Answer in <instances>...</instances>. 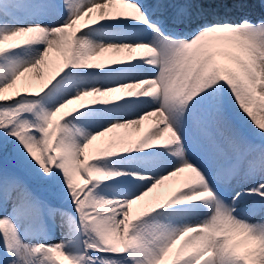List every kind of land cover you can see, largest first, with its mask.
I'll return each instance as SVG.
<instances>
[{
    "label": "snow or ice",
    "instance_id": "1",
    "mask_svg": "<svg viewBox=\"0 0 264 264\" xmlns=\"http://www.w3.org/2000/svg\"><path fill=\"white\" fill-rule=\"evenodd\" d=\"M116 5L131 14L113 13ZM65 6L71 14L59 27L21 26L24 19ZM97 10V27L87 26L85 18ZM109 26L126 30L130 42L92 39ZM213 37L228 38L223 43L246 53L250 63L233 57L242 76L213 65L204 52ZM9 42H15L11 49L5 48ZM54 50L59 57H50ZM140 50L148 57L133 60ZM107 53L112 55L105 58ZM122 54L139 63L124 62ZM116 65L125 67L109 69L111 86L103 90L70 79L96 74L77 70ZM121 72L132 74L114 75ZM58 76L55 94L42 98ZM257 81H264V0H0V264H164L178 244L173 264H181L186 250L192 254L182 264H200L205 256L204 264H246L231 243L234 234L258 242L264 264V123L250 111L256 106L264 113V88L261 101L254 94ZM126 97L141 99L116 104ZM89 105H115L102 131L87 130L95 108L64 123ZM130 107L136 118L122 122L117 113ZM152 117L160 127L135 147L115 136L89 164L87 153L99 138ZM153 137L172 146L155 154L166 161L162 176L149 169L154 180L105 183L140 174L107 171L111 162L105 158L152 149ZM168 157L180 164L167 163ZM182 173L191 174L181 185L189 191L145 200ZM37 185L58 190L71 207L37 195ZM140 202L143 212L134 217L133 205ZM189 204L194 207H170ZM257 215L262 219L254 223ZM56 228L63 235L58 243L39 242Z\"/></svg>",
    "mask_w": 264,
    "mask_h": 264
},
{
    "label": "bare ground",
    "instance_id": "2",
    "mask_svg": "<svg viewBox=\"0 0 264 264\" xmlns=\"http://www.w3.org/2000/svg\"><path fill=\"white\" fill-rule=\"evenodd\" d=\"M63 3V1H62ZM113 13H118V12H123L127 15H130V11L127 9H123L122 6L120 5H116L112 10ZM70 13V11L68 10L67 6H65L64 8V13ZM64 13L61 14V18H64ZM100 10H97V12L92 13L91 17H86L85 20L88 22L87 26H92V17H99L100 16ZM48 16H52L53 14H51V12L47 13ZM47 15L45 14H37L34 16V18H30V19H24V22L21 26H27L29 24H40V25H44V18L47 17ZM66 17V16H65ZM54 18V17H53ZM59 23H64V21L62 19H60ZM103 23H109L111 25L112 22H101ZM84 22H81V26L79 27L78 31H77V36L79 35L80 32H82L84 30ZM45 26V25H44ZM93 28L97 27V26H92ZM89 31H91V28L89 29ZM127 32L124 29H118V28H114V27H106L103 29H100V31L96 34H94L92 36V39L96 40V41H100V42H104V43H129L130 41L128 39H126ZM75 36H74V40H75ZM228 38H224V37H213V38H209L208 46L204 49V52L208 55H211L213 58V65L214 66H219L225 69H228L230 71H233L235 73H237L238 75L242 76L243 73L241 72L239 65L236 63V61L233 59V57H239L242 61H244L245 63H250L248 56L246 55V53H244L236 44L234 43H223L224 40H226ZM15 42H9V44L5 45V48L7 49H11L12 45ZM21 44V46H24V41L23 39L19 42ZM38 47H43L38 46ZM23 49L21 50H17V53H23ZM111 53H107L105 54V58L111 56ZM148 53L140 50L136 53L132 54V59H138V58H144L146 59L148 57ZM60 53L56 52L55 50L50 54V57L52 58H56L59 57ZM122 58L124 59V62H128L127 60V54H122ZM129 64L131 63H139V61L137 62H128ZM257 65L259 64V61H256ZM125 66L123 65H116V66H109L108 69H103V70H77L79 72H84V73H96L95 75H82L81 79H78L81 83L84 84H91L94 83L96 87L101 88L102 90L110 87L111 84L109 83V81L112 79V77L109 75V69L110 68H124ZM67 71V69L65 70ZM132 73L130 72H121V73H116L114 75H118V76H130ZM61 76L63 75V73L60 74ZM30 76L34 77L35 74H30ZM60 77H56V79H54L50 84H54L57 80H59ZM48 86V87H49ZM146 87V85H145ZM264 88V81H257L255 89H254V94L257 93V96H261V89ZM86 90H91V88H88ZM32 91H35V89H32ZM133 91H141L140 89L137 90H133ZM21 94H27V91L22 89L21 90ZM91 99V98H89ZM141 98L139 97H126L124 98L123 101H119L116 102L117 105H124L126 102H130V101H135V100H139ZM115 105H109V106H102V105H89L86 106L85 108L81 109L82 111H86L89 112L92 109H98L99 111L95 114L100 120V123L95 124L91 126V128L87 129L88 131H90L92 134H96L99 131H102L104 126H105V120L107 118V116L110 114L109 110L114 108ZM120 116L121 121H127V120H131V119H135L137 113L133 110V108H128V109H121V111L119 113H117ZM156 120H158V117H152L149 120L144 121L143 124L141 125H134L128 129H120L117 130L114 133H110L108 134V136L105 137H101L99 138L96 142H94V144L92 146H90L89 151L87 153V155L93 153L94 155L102 150V149H106L108 147V141L115 137V136H124L126 137L133 145V147H135V145L137 143H139V141H141L145 136L151 135V133L153 131H155V129L157 127H160V125L156 124ZM134 136V138H132ZM153 140L155 141V143L153 144V146H156V148L160 149V152H166L167 149L171 148L172 146H164L165 141L163 140H156L155 137H153ZM153 150L152 149H145L142 150L141 152H133V153H120L115 157H110L113 160H118V159H127L128 161V166L127 165H120L119 166V171L121 172H126L128 170H135L137 172H139L140 174L132 177V176H122V178H120L119 176H117L118 181H125V180H132L135 179L137 181V183L140 182H146L148 180H154V176L152 175V172L148 171L149 169H153L156 171V173L159 176L163 175V172L161 171V169L165 166L166 161L162 160L160 157L156 156L155 154L152 155L151 153ZM151 154V155H150ZM151 156H153V159L151 158ZM152 159V160H151ZM138 160V161H137ZM152 162V163H151ZM167 163L171 164V165H175L178 166L180 164V161L178 158L176 157H168V161ZM79 175V174H78ZM77 175V176H78ZM191 174L190 173H182L179 177H173L171 180L166 181L164 185L160 186L154 193H151L149 195V197H146L145 200L146 201H150L154 198L157 199H170L171 196L173 194H178L179 192H187L189 190H187V188H183L181 187L182 183L184 180L190 178ZM79 182H83V177L79 175ZM250 185H244L243 187H249ZM162 190L164 192L159 191ZM221 191L223 192V189H221ZM225 195L226 198H230V194L227 192L223 193ZM145 202H140L136 205H133V209L132 212L134 214V211H142L143 209V204ZM170 207L173 208H192L194 207V204H189V205H171ZM240 208L243 210L246 208L245 204H241ZM163 210H157V212H160ZM196 219L195 215H190L189 216V220L190 222H194ZM252 221L255 222H259L262 218L261 216L257 215L254 217H251ZM33 229L36 233L40 232V226L34 225ZM54 231L58 232V235H55L52 233L50 240H40L39 242L41 243H49V244H55L58 243L62 238L63 235L60 231L59 228H56ZM192 235H195V233H193ZM56 239V240H55ZM37 240L34 239L33 243H36ZM183 242H181L182 244ZM231 243L232 245L235 247V251L243 257H246V264H252L254 256L256 251L260 250V245L258 242L256 241H249L246 239V237L242 234H234L232 236L231 239ZM181 245L178 244L176 246L175 249H173V252L169 254L168 257L165 258L164 260V264H173V262L176 260V255L179 252ZM3 238H1V242H0V253H3ZM258 253V252H257ZM192 254L191 250H186L183 254L180 255V261L182 264V261L186 258H188L190 255ZM208 256L203 257V259L201 260L200 264H204V262L208 259ZM258 264H260V261L258 262Z\"/></svg>",
    "mask_w": 264,
    "mask_h": 264
},
{
    "label": "rangeland",
    "instance_id": "3",
    "mask_svg": "<svg viewBox=\"0 0 264 264\" xmlns=\"http://www.w3.org/2000/svg\"><path fill=\"white\" fill-rule=\"evenodd\" d=\"M62 1L63 0H54L55 3H62ZM62 13H64V9H62L61 12H51V14H53L54 18L52 16H48L47 14H45V15H47V17L44 18V22H45L44 25L46 27H59V26H61L63 23H59L60 19L65 21L68 18V16L71 14V13H66L65 12L64 13V18H61V14ZM40 48L42 49L43 47H40ZM67 71H68V69H67ZM81 78H82V76L70 77V79H81ZM55 84H56V82L54 84L50 85L47 89H45V91L43 93H41V97L46 99L47 96L54 95L55 92L57 91V89L53 88V85H55ZM49 89H52V92H49ZM46 94H47V96H46ZM255 98H256L257 101H261L262 100V96H257V93H255ZM250 111H253L256 114L257 119L261 120V122L264 123V113H261L260 111H258L256 106H253L250 109ZM82 112H84V111L79 109L76 113H73L72 116H70L68 118L65 117L66 119H65L64 123L67 124L69 121L73 120L75 117H78L80 115V113H82ZM98 119L99 118L96 115H94L91 118L90 124L87 125V129L91 128L92 125L95 126V124L100 123V120H98ZM77 126L79 127L80 125H77ZM245 131L248 132L249 135H251V133L249 132V130L247 128L245 129ZM0 135H3V133H0ZM132 138H134V136ZM152 147H153L152 148V150H153L152 152L153 153H151L152 155H154L156 153H159L160 149L156 148V146H153V145H152ZM88 156H89V164L93 163L94 162L93 161L94 154L91 153ZM151 158L153 159V156H151ZM108 162H111V163L109 164V167L106 170L107 171H113V172L119 171L120 170L119 169L120 165H127V166L129 165L127 159H124V158L123 159H118V160H113L110 157L109 158H105V163H108ZM119 177L122 178V176H119ZM117 178H118L117 176H114L113 180L107 181L105 183H109V184L115 183L118 180ZM75 179H76V182L78 184H81V185L83 184V182H79L78 181L79 175L76 176ZM159 191L164 192V191H162L160 189H159ZM37 195H39V196H41L43 198L49 199L56 206H63L66 209H69L71 207L70 204L65 205V204L62 203V201L59 199V196H58V190H55V189H53V190H45L44 188H41L39 185H37ZM142 212H143V209H142V211H134L133 216L135 217L136 215H139ZM150 215H154V214H150ZM1 238H2V236H0V242H1ZM33 241H34V239L32 240V243H33ZM259 261H260V250L256 251L254 259L252 261L253 262L252 264H258ZM65 264H66V262H65Z\"/></svg>",
    "mask_w": 264,
    "mask_h": 264
}]
</instances>
